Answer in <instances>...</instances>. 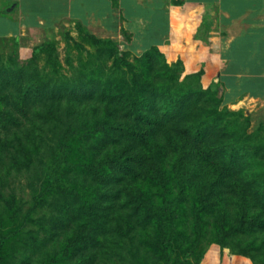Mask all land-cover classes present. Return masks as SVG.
<instances>
[{
  "label": "trees",
  "instance_id": "trees-1",
  "mask_svg": "<svg viewBox=\"0 0 264 264\" xmlns=\"http://www.w3.org/2000/svg\"><path fill=\"white\" fill-rule=\"evenodd\" d=\"M84 33L108 49L111 72L57 78L37 63L45 44L24 62L17 39L10 60L0 50V165L13 145L45 143L49 125L57 135L34 195L53 211L50 226L15 264H98L122 246L134 264H192L204 243L264 264V122L251 132L243 110L222 108L219 84L203 70L182 78V60L169 64L156 46L137 65L119 43ZM17 234L0 230V264Z\"/></svg>",
  "mask_w": 264,
  "mask_h": 264
},
{
  "label": "crops",
  "instance_id": "crops-1",
  "mask_svg": "<svg viewBox=\"0 0 264 264\" xmlns=\"http://www.w3.org/2000/svg\"><path fill=\"white\" fill-rule=\"evenodd\" d=\"M79 24L117 43L149 33L138 55L156 46L213 58L221 70L212 81L221 82L227 105L250 114L252 131L264 122V0H0V39H17L25 56ZM221 256L219 264H253Z\"/></svg>",
  "mask_w": 264,
  "mask_h": 264
},
{
  "label": "rangeland",
  "instance_id": "rangeland-1",
  "mask_svg": "<svg viewBox=\"0 0 264 264\" xmlns=\"http://www.w3.org/2000/svg\"><path fill=\"white\" fill-rule=\"evenodd\" d=\"M142 28L144 29V27ZM84 29L85 27L81 24L75 25L70 31L64 34L59 33L56 37H52V39L50 38L43 42L42 44H45V47L37 51V63L40 69L46 74L58 73L57 78L64 75L71 76L76 69L87 71L98 67L102 68L104 71L111 72L113 60L109 58L108 49L88 39L84 33ZM131 35L126 36L119 43L120 50L130 61L139 65L137 57L141 55L138 54L140 52L142 53V50L147 47L149 41L145 38H151V35L149 33L147 35L142 34L143 40L138 42L134 41V36L133 34ZM50 43H55L54 59L56 66L54 67L49 58L51 53L53 54V48ZM15 47L13 41L9 38L0 39V50L6 55L8 60H10L8 54H11L15 50ZM35 47H37V45ZM33 50L25 56L24 53L22 54L20 46H18L17 53L20 60L22 62L28 60L32 56ZM159 50L167 57L169 64H174L178 60H182L184 67L182 78L185 76H193L200 70L205 69L203 82L208 84L209 81L217 77L218 71L221 70L218 64L211 61L213 58L197 56L179 58L180 56H177L175 52H167L160 48ZM226 71L228 70L226 69ZM230 75L232 74H228L229 77H231ZM214 84H216V86L219 84V87L216 88L219 89V95L224 98L222 108L224 109L227 107L233 110V108L226 103L227 101L221 87V82L218 83V81H215ZM243 111L246 115L250 116L245 110ZM88 123L90 124V122ZM81 126L83 127V124H81ZM69 128L74 132L76 126L69 123ZM49 129L50 125L48 126L47 132L49 136L45 139V143L38 146L39 148L31 147L28 153L18 151L15 145L7 148L3 156V163L0 165V230H4L6 233L18 232L15 238L7 242L5 250L7 264H15L17 261H20L23 256V248H26L25 251L28 255L29 252L27 249L30 250L28 244L32 242L33 238H37L39 241L42 240L47 235V230L50 226L47 222L49 217L47 215L50 214L51 216L53 211L48 210V208L46 210L44 204H42L41 207H34V195L39 194L41 189L45 186V170L44 165L41 163L45 156L42 155L45 150L44 145H46V143L49 145L56 144L55 141L57 140V135L49 131ZM11 137L13 138V136ZM83 147V152H88V147ZM73 150L82 151L77 145H73ZM15 156L17 157L14 158ZM11 203H14V209L18 211L17 218H12L11 216ZM129 248L128 246H122L117 256H109L106 258V261L102 260V262L98 264H134V260L129 254ZM224 251H228V254L236 255L232 253L231 247L225 249L218 243H204L197 250L199 257L193 259L191 263L219 264L223 256H221V254H223ZM38 255L41 256L39 253Z\"/></svg>",
  "mask_w": 264,
  "mask_h": 264
}]
</instances>
